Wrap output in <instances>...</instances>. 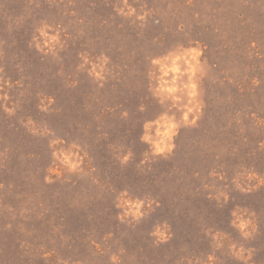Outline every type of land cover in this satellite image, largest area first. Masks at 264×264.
Here are the masks:
<instances>
[{"label":"rangeland","instance_id":"1","mask_svg":"<svg viewBox=\"0 0 264 264\" xmlns=\"http://www.w3.org/2000/svg\"><path fill=\"white\" fill-rule=\"evenodd\" d=\"M115 2L0 0V76L13 82L5 92L16 105L15 115L0 108V264H56L57 257L68 264H110L120 248L123 264H187L182 258L205 261L210 253L216 264H240L231 243L254 248L249 264H264V186L241 193L231 183L244 168L264 177V150L258 149L264 141V0H135L138 10H150L144 28L115 15ZM42 22L61 29L65 47L59 58L28 47ZM190 40L205 49L203 114L195 127L179 130L174 154L157 157L148 171L137 166L147 149L139 139L142 123L165 110L147 90L148 58ZM82 51L93 59L110 57L115 75L103 87L77 71ZM72 80L77 87L67 86ZM38 94L54 97L50 111L37 109ZM141 103L144 112L137 110ZM29 117L82 146L88 154L84 174L65 173L66 182L45 183L51 137L32 136L20 123ZM118 148L134 153L127 165L116 158ZM212 170L225 179L210 178ZM206 183L231 200L223 206L209 200ZM124 188L160 206L139 223L120 224L114 199ZM237 205L255 212L254 239H242L230 226ZM162 221L173 238L157 247L149 233ZM207 229L227 234L223 248H214ZM107 233L113 238L102 239ZM45 251L53 253L48 260L41 258Z\"/></svg>","mask_w":264,"mask_h":264},{"label":"clouds","instance_id":"2","mask_svg":"<svg viewBox=\"0 0 264 264\" xmlns=\"http://www.w3.org/2000/svg\"><path fill=\"white\" fill-rule=\"evenodd\" d=\"M113 12L115 15L126 19L134 18L133 22H139L141 28L147 26L150 16V10L147 8L138 10L135 7V0H132V2L130 0H116ZM28 47L42 56L59 58L60 52L65 47V40L62 38L60 27L42 22L39 27L34 29L28 41ZM204 51L205 49L200 41L190 40L187 44L177 43L169 47L163 54L148 58L147 90L151 97L165 110L156 118L145 120L142 123V132L139 139L142 144L147 146V149L143 152L138 167L147 168L148 171H151V166L157 157L168 159L174 154L176 148L175 137L179 134V130L182 127H195L198 124L204 108L200 85L208 72ZM78 57L80 63L77 65V71L85 72L99 87H103L109 76L114 77L115 74L109 68L110 57L105 53H101L93 59L87 51H82L78 53ZM2 72L3 69L0 68V73ZM16 83L19 84L20 82ZM78 83L77 80H72L67 86L74 88L78 86ZM254 83L258 85L259 82L254 81ZM13 86L11 80H4L0 76V108L9 115H15L16 105L15 103L10 105L11 98L5 92V88L10 89ZM38 100L37 109L41 112L50 111L55 103L54 97L46 95L38 94ZM137 110L144 112L146 110L145 105L139 104ZM178 113L179 116H177ZM128 115L127 110L121 112L122 118L126 119ZM252 117L255 118V113H252ZM20 123L32 136L51 137L48 140V147L51 150V163L47 169V174L44 176L45 183L66 182L70 177H66L65 173H85L84 165L88 154L81 145L75 142L69 144L62 138L56 137L50 128L46 125H37L31 117L26 121L21 120ZM237 123H242V121L237 120ZM243 131L241 129V132ZM258 149L264 150V141L258 143ZM133 155L131 149L127 151L122 148L116 149V158L121 165H127L132 160ZM216 159H220V156L218 155ZM90 172H95V168L92 167ZM208 176L221 181L225 179L222 173L215 170L210 171ZM93 182L98 183L97 180ZM231 183L241 193H251L264 186V177H261L254 170L244 168L236 172ZM9 187L11 188L12 185H9ZM204 187L209 189L207 198L215 200L219 206H223L231 200L229 193L223 190L213 191L215 185L206 183ZM3 188V183H0V190ZM154 205L155 208L160 206L155 199L132 196L128 189L124 188L115 195L114 207L118 210L116 220L120 224L139 223L155 211ZM25 211L27 209L22 210L21 215ZM230 215L232 217L229 222L230 226L240 233L242 239H254L255 234L258 232V224L252 218L255 216V212H249L248 209L237 205L233 207ZM13 219H15V216H13ZM6 227H11V224ZM204 234L213 242L215 249L219 250L224 247L223 242L227 238L226 233L219 230L213 232L211 229H207ZM113 235V233H107L102 239H112ZM149 236L152 238L153 244L158 247L161 244H167L173 238V233L168 222L162 221L153 225ZM92 243L96 250L102 254L103 250L100 244L96 241H92ZM20 247L23 248L24 243H21ZM229 251L240 264H249L253 259L255 250L251 247L246 248L242 244L238 246L236 243H231ZM124 253L125 249L123 248L118 249L117 252H112L109 256L110 264H123L122 256ZM52 255V252L45 251L41 258L48 260ZM182 259H187V264H216L217 261L214 253L208 254L205 261H201L199 258H196L195 262L191 258ZM56 264H68V261L57 257ZM76 264H81V262L77 261Z\"/></svg>","mask_w":264,"mask_h":264}]
</instances>
